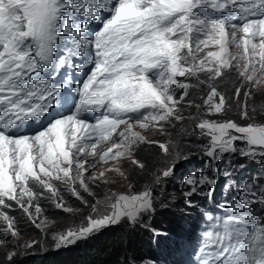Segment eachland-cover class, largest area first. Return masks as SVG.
I'll list each match as a JSON object with an SVG mask.
<instances>
[{"label":"snow or ice","instance_id":"obj_1","mask_svg":"<svg viewBox=\"0 0 264 264\" xmlns=\"http://www.w3.org/2000/svg\"><path fill=\"white\" fill-rule=\"evenodd\" d=\"M208 11L220 15L209 16ZM61 34L71 36L63 51ZM209 42L219 51L208 52L197 63L195 52ZM230 46L242 52L234 55ZM234 68L247 82L264 81V0H0V205L7 198L32 215L29 208L37 193L30 181L53 195V179H78L87 190L86 165L96 161L81 159L86 149L105 163L130 155L132 145L144 140L132 131L133 122L148 128L146 121L181 119L173 85L184 88L185 95L188 85L177 76L208 71L216 79ZM67 69L78 75L65 79ZM217 96L219 103H212ZM208 102L210 112H221L225 103L214 87ZM241 114L250 119L246 109ZM120 125L125 128L117 142L100 154L97 144L110 139ZM33 127L35 131L28 130ZM197 127L207 130L205 154L214 161L238 152L264 164V124L205 120ZM237 141L244 147L238 148ZM160 147L168 152V146ZM175 167L167 166L161 177L173 175ZM109 170L120 172L118 167ZM185 183L190 190L184 196L191 197L197 187L212 186L215 180L189 176ZM253 204L264 205V181H250L245 197H238L224 216L207 217L214 224L204 239H211L215 256L202 264H264V219ZM93 210L96 215L84 226L55 238L57 250L122 220L141 224L156 211L150 190L120 195L103 210ZM40 211L36 205L35 212ZM0 217L11 229V219L2 212Z\"/></svg>","mask_w":264,"mask_h":264},{"label":"rangeland","instance_id":"obj_2","mask_svg":"<svg viewBox=\"0 0 264 264\" xmlns=\"http://www.w3.org/2000/svg\"><path fill=\"white\" fill-rule=\"evenodd\" d=\"M238 35L240 34L238 33ZM216 51H219V46L212 42H209L207 46L201 45V50L195 52L196 61L204 59L208 52ZM229 51L236 55L242 52V49L230 46ZM186 53L187 49H184L181 55L183 56ZM233 64H235V61H233ZM239 67L243 69V62ZM198 72L194 75L186 74L183 77H176L179 83L188 85L187 89L190 88V95L186 99L187 104L181 105V97L175 98L177 101L175 112L181 119L172 117L168 121H159L158 123L148 121L152 126L149 131L133 122L134 126L132 131L140 133L144 137V140L132 145L130 155L121 157L118 161L109 160L105 163L99 160L98 157L90 154V148L86 149L81 159L88 161L95 159L96 161L94 164L86 165L87 172L84 173V178L87 183V190L80 186L78 179H74L73 182L68 183L55 179L50 181L55 189V195L45 190L39 183L34 181L29 182V187L35 193H37V187L43 189L42 193L46 196V201L54 202L53 208L64 207L66 210H69L68 217L66 216L65 219L58 221L47 220L42 216L44 214L42 208H40L41 211L39 213H36L35 206L40 204L38 196L35 197L36 201L34 199L32 200L33 207L29 208V212L32 215L26 213L17 204H13L12 200L5 198V205L7 206L0 205V209L2 206L7 209L13 208L19 210L24 217H28L29 224H31L28 226L31 228L36 226L37 228H34V233L29 228V230L25 231L23 230L24 228L18 226V222L14 219L16 217L15 215H7L12 221V228L10 229L8 222L0 217V231L4 232V235H9L12 239L11 242H7L4 241L6 237L3 238L0 236V252L11 248L15 243L22 242L29 245H33L35 241L39 243L40 235L43 236V233L53 229L57 225H61L66 220H72L73 223L79 224L78 227L84 226L89 216L96 215L93 210L94 207L103 210L109 199L114 201L120 195H136L145 190H150L156 209L155 214L144 216L142 223L135 226L126 220H122L119 224L130 226L137 230V240L135 241L134 247H129L127 252L132 260L130 264H167V259L171 253L170 245H168L169 242H179L192 235L194 229L190 225L195 222V218L203 210V205L199 203L200 198L204 203L209 201L207 195L204 198L202 197L208 187L207 184L197 187L195 194L191 197L184 196V192L190 190V186L185 183L186 178L191 176L188 173L189 168L196 170L195 176L199 180L201 177L207 176V171L212 164V158H209L205 154L207 146L210 143L207 130L202 131L198 127L202 135H196V137L191 136L194 133L189 131L193 127H197L201 121L205 120L215 123L234 121L240 126H246L249 123L264 124V81H261L259 84L255 80L247 82L239 75V71L235 68L226 69L222 77L210 79V81L203 83L206 87V92L204 93L202 101L199 102L201 99V94L199 93L200 86L194 82V80L197 82L202 81ZM257 75L259 76V73ZM211 85L216 86L218 88H215L216 91L224 97L225 103L221 112L209 111L208 96L210 89L213 88ZM173 88H175V85H173ZM237 89L240 90L239 95H237ZM192 103H196V109L190 115L187 111V106L191 107L193 105ZM212 103H219V97L213 98ZM242 109L247 110L250 119L242 116ZM124 128L125 125L121 131ZM77 135L79 136L81 134L77 133ZM161 144L168 146L167 153L161 149ZM236 144L238 148L244 147V144L240 141H237ZM111 146L112 144L110 146L102 145L97 147V151L102 154ZM141 146H143V152L141 153V150L136 152L142 160L139 161L135 156V151L141 148ZM235 154L241 156L238 152ZM133 159L138 160L144 167L140 168L134 165L131 162ZM173 163L176 164L174 174L168 178H162V170ZM117 167L123 175H120V172L109 170ZM201 171H205V173L203 174ZM233 171H235V166L227 168L221 165L215 171V174L220 176V182L214 185V188L221 196L230 192L224 183L229 177V174L226 175V173ZM100 173H104V175L100 176ZM73 177H75V173H73ZM158 177L160 178L158 179ZM42 178L46 179L43 176ZM250 180L262 181L264 178L256 179L251 176ZM248 184L249 182L246 177V180L237 182L234 185L239 187L240 190L244 189V192H246V186ZM65 188L67 190H64ZM73 189H75V192ZM89 192L93 193V195L87 197L91 202L90 204L86 201L84 195ZM65 197L70 199L68 202L69 205L82 203L86 206L87 212L75 204L76 209H71V206L65 207V205L57 207L58 203L62 204V200ZM23 202L27 206V197H25ZM0 212L2 211L0 210ZM13 231L16 232V235H12ZM57 235H54V239L59 236ZM45 246L46 244L42 243V248H45ZM135 250H137L136 253L134 252ZM137 252H139L141 258L135 257Z\"/></svg>","mask_w":264,"mask_h":264},{"label":"trees","instance_id":"obj_3","mask_svg":"<svg viewBox=\"0 0 264 264\" xmlns=\"http://www.w3.org/2000/svg\"><path fill=\"white\" fill-rule=\"evenodd\" d=\"M200 60L197 61V63ZM199 77L202 80L201 82H196L200 86L199 93L201 94L202 101L204 97V93L206 92V87L203 85L204 82L210 81L211 73L208 71H199ZM214 88H217L214 85H211ZM218 89V88H217ZM187 95H185V89L182 90L181 93L176 94V98H180L182 96L183 99L180 101L181 105L187 104V97L190 95V88L186 89ZM193 105L187 106L188 113L193 114V111L196 109V103H192ZM198 122V121H195ZM189 132H193L191 136L201 135L202 132L198 127H193ZM143 146L141 148L136 149L135 156L142 161L136 152L141 150L143 152ZM141 184V183H139ZM38 193V200L40 202L39 207L44 210L45 218L50 221H58L63 220L69 214L66 208H53V201H46V196L39 195L42 193V188H36ZM64 190H67L66 188ZM85 199L89 204L91 203L87 197L89 195H93V193H85ZM34 201L36 199L34 198ZM70 199L65 197L62 200V205L65 207H70L71 209H76V206L85 209L87 212L86 206L82 203H74L73 205H69L68 202ZM51 202V203H50ZM108 203V202H107ZM106 203V204H107ZM50 206V207H49ZM11 214L15 215L14 218L18 222V226L20 228H24L23 230H31L34 233V228L29 227V219L28 217H24L19 210L10 209ZM68 217V216H67ZM74 217V215H72ZM79 224L73 223L72 220H66L61 225H57L53 229L43 233V236H39V243L35 241L34 244L29 246L27 243H15L11 248L5 249L0 252V264H123L126 259H130V256L127 254L129 247H134L136 237V230L132 227H126L123 225L111 226L109 228H104L101 231L97 232L94 235H91L87 239L80 240L69 246H62L60 249H56V239H54V235H62L67 231L77 230ZM82 227V226H81ZM116 227V228H115ZM29 228V229H28ZM5 233L0 231L1 237H6L4 241H10L11 238L9 235H4ZM57 235V236H58ZM6 242V243H7ZM45 243V248H42V243ZM137 250L134 252L136 253ZM136 258H141L139 256V252L135 255Z\"/></svg>","mask_w":264,"mask_h":264},{"label":"clouds","instance_id":"obj_4","mask_svg":"<svg viewBox=\"0 0 264 264\" xmlns=\"http://www.w3.org/2000/svg\"><path fill=\"white\" fill-rule=\"evenodd\" d=\"M175 92H174V95H175V98H176V94L177 93H181L182 92V90L184 89V88H180V87H176L175 86ZM146 123H149L148 121H146ZM152 128V126L150 125V123H149V127L148 128H144V129H146V130H150ZM29 131H35V128L33 129V128H31V129H28ZM202 135V134H201ZM196 137V136H195ZM37 188H39V187H37ZM42 191H43V189H42ZM13 202V204H16V202L15 201H12ZM6 203V202H5ZM13 209V208H12ZM4 214H6V215H11V216H14L13 214H11V212H10V209H7V208H4V207H2L1 206V209H0ZM16 210V209H15ZM43 216V218L45 217V214H43L42 215ZM118 225H120V224H118ZM118 225H116V226H118ZM122 225V224H121ZM124 226V225H123ZM109 227H111V226H108V227H105V228H109ZM126 227H129V226H126ZM133 228V227H132ZM104 229V228H103ZM135 230H136V228H135ZM136 232H137V230H136ZM131 258V257H130Z\"/></svg>","mask_w":264,"mask_h":264},{"label":"bare ground","instance_id":"obj_5","mask_svg":"<svg viewBox=\"0 0 264 264\" xmlns=\"http://www.w3.org/2000/svg\"><path fill=\"white\" fill-rule=\"evenodd\" d=\"M94 25V24H93ZM184 219V218H183ZM182 220V219H181Z\"/></svg>","mask_w":264,"mask_h":264}]
</instances>
